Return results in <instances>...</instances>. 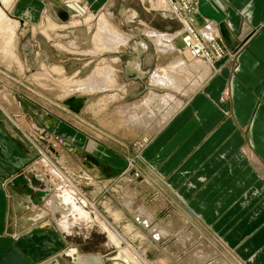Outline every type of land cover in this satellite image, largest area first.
<instances>
[{
  "label": "crops",
  "instance_id": "obj_1",
  "mask_svg": "<svg viewBox=\"0 0 264 264\" xmlns=\"http://www.w3.org/2000/svg\"><path fill=\"white\" fill-rule=\"evenodd\" d=\"M112 1L80 3L102 12ZM214 1L226 15L221 24L214 22L226 53L143 146L139 158L152 185L173 194L183 212L221 240L239 264H264V0ZM34 3L18 0L22 25L35 13L29 11ZM47 7L62 24L54 9H62V1L48 0ZM138 15L129 6L120 14L127 24ZM209 22L194 17L193 32ZM131 43L132 38L128 47L137 50L139 44ZM123 71L128 78L144 75L137 60ZM16 129L0 108V264H103V252L86 247L94 236L86 227L87 207L75 210L78 215L68 213L71 204L65 205L61 195L67 199L71 188L56 182L54 170L46 179L32 166L37 155ZM101 231L95 233L103 239Z\"/></svg>",
  "mask_w": 264,
  "mask_h": 264
},
{
  "label": "rangeland",
  "instance_id": "obj_2",
  "mask_svg": "<svg viewBox=\"0 0 264 264\" xmlns=\"http://www.w3.org/2000/svg\"><path fill=\"white\" fill-rule=\"evenodd\" d=\"M61 1L62 9L77 19L72 24L64 26L62 22L60 24L52 18L60 25L55 29L56 32L50 30L51 33L47 34L49 32L47 22L43 25L40 23L43 15H50L48 0H35L29 10L35 13L32 14L31 19H23L27 24L20 23L16 45L14 43L19 58L11 57L4 50L7 38L3 33L0 35V102L7 99V95H11L9 118L24 140L31 143L29 151L33 149L30 152L37 155L38 159L32 163V166L39 168L46 179L52 176L49 171L54 167L63 175L60 176L54 171L56 182L67 183L71 188V191H67V199L61 195V199L67 201L65 205L71 204L68 213L78 215L75 210L80 213L84 210L82 205L87 207V212L83 213L88 222L86 227L93 230L94 236L87 240L86 247L98 248L103 252V264H142L129 247L135 249L147 264H179L180 262V264L186 262V264H239L221 240L183 212L173 194L160 189L158 185H152L150 175L145 172V167L140 161L143 146L170 118L163 121L164 114L174 102L165 106L162 111L156 110L154 115L150 114L148 127L145 129L128 123L125 116H121L118 110L116 111L118 106L126 107L142 100L151 90L160 95L173 94L174 99L184 102L199 87L201 76L205 75L202 80L204 81L210 74L207 73L206 67L209 63L214 65L216 60L213 55L215 49L212 47L221 46L218 34L207 42L200 36L190 38L189 46H186L187 37L184 39L179 37L172 42L180 53L178 51L170 55L158 53L156 45L147 38L145 31L154 29L161 33L173 34L183 30L181 22L175 16L170 20L163 19L162 13L156 11L149 3L156 0H148L143 4L140 0H113L102 12L104 15H111L110 22L116 28L132 35L131 44L135 46L139 44L137 50L132 45L118 54H113L120 59V63L115 67L119 73V82L128 85V91L116 104L86 111L94 100L100 99V96L90 97L88 100L90 103L83 108L80 118H76L64 105L67 99L63 102L59 99L63 93L59 82L77 73L79 77H85L96 66L98 59L80 57L61 48L64 45L73 52L92 50L93 38L97 31V17L101 12L90 10L79 2L76 6L82 12L80 13L69 4L71 0ZM126 6L132 7L139 13L134 24L122 22L120 14ZM194 14L187 15L193 18L198 16ZM12 15L15 19H19L23 13L22 11L18 13L15 8ZM205 26L196 30L199 31ZM188 27L192 31L194 25ZM213 39L214 41H209ZM142 42L145 43V47L142 46ZM32 43L35 45L40 43V47L32 48ZM199 45H202L204 51L201 56L196 53ZM223 52L225 55L226 51ZM194 54L197 56H193ZM109 56L104 54L100 59ZM179 56L189 65L200 64L201 69H198L200 71L194 68L188 71L179 70L177 80L180 81L178 82L180 92L177 88L152 87L151 75L156 70L166 72L170 63ZM130 60H137L141 64L143 77H127L123 70ZM88 61L89 64H85ZM56 67L57 72L50 73ZM186 90L190 93L184 96L182 93ZM88 145L89 148L93 147V150L87 148ZM58 148L65 151L66 159L60 154L57 155ZM75 189L78 192H75ZM128 200L132 203L123 204ZM166 200L167 202H164ZM91 207L105 218L115 232L90 210ZM140 213L143 214L141 217H148L151 220L150 228H145L139 223L142 221H138L136 215ZM85 217H82L84 220L81 222L82 225L85 224ZM155 226L162 229L165 227L174 235L181 233L189 235L191 230L194 233V238L189 242L191 247L195 249L200 247L202 252L214 254V257L198 261L192 257L193 255L188 256L190 247L170 254L168 248L163 246V241H155L150 237L151 230ZM95 230H102L103 239L99 233L96 235ZM90 263L94 262L89 261Z\"/></svg>",
  "mask_w": 264,
  "mask_h": 264
},
{
  "label": "bare ground",
  "instance_id": "obj_3",
  "mask_svg": "<svg viewBox=\"0 0 264 264\" xmlns=\"http://www.w3.org/2000/svg\"><path fill=\"white\" fill-rule=\"evenodd\" d=\"M140 1L143 4V3H146V1H148V0H140ZM17 2H18V0H0V35H2V33H3V35L5 34L4 36H5V38H7V41L5 42V45H4L5 49L4 50L11 57H14V58H16V57L19 58L17 53L15 52L14 43L16 45V39H17V35L19 32L20 22L17 18L15 19L12 15V13L16 7ZM79 2H80V0H71V3H69V4H71V6L73 8L79 10V7L76 6V4H78ZM149 3L152 5L153 8H155L156 11L164 13V15L166 17L173 18V16H174L173 14H175V12H174V9H173L169 0H165V1L164 0H156V2L150 1ZM79 12H80V10H79ZM197 14H198V9H197ZM50 16L51 15L45 14L43 16V19L41 20V23H40L43 25L47 22V25L49 27V29H48L49 32L47 34H50L51 31L56 32L55 29L57 27H59V25H60V24L54 22L52 17H50ZM90 17L93 18L92 15H90ZM70 18H71V21L69 23H64L61 21L64 24V26L72 24L73 21H75L77 19V17H75L71 14H70ZM131 19H133V17H131ZM178 20L181 22V24H182L181 28H183V30L177 31L176 33L163 34V33H157L154 30H150V29L145 31L146 36L149 39H151L153 41V43L156 45L158 53H164V54L170 55V54H176L177 51L179 52V50L175 48V46L172 42L173 40H176L179 37L182 39L187 37L186 38V46H189V40H191L192 38H196V35H197V38H198V36H200L202 39H204L205 42H207L208 39H212V36H214L215 34H218V36H219V28L217 27V25L214 22L207 23L206 26L203 29L199 30L197 32V34L195 35L193 30L191 31V29L188 27L189 25H194L193 22L191 23V21H193V16L189 17L187 15L186 18H181ZM71 34H72V32H71ZM131 38H132V35L126 34V33L122 32L121 30H119L118 28H116L110 22L109 17L107 15H104L103 12H101L97 17V31H96L94 38H93V49L92 50L85 51V52L81 53V52H73L72 50L68 49L66 46L64 47V45L61 48L64 51H67V52L72 53V54H76L78 56H80V54L81 55H84V54L85 55H92L93 57H96L95 59H98V63L91 70V72L89 74H87L85 77H79L77 75L78 74L77 73L74 76H72L71 78L66 77L65 79L60 81L59 83L62 85L63 93L61 94V97L59 99H61V101L63 102L66 99H69L72 97L84 98L87 96L89 98L90 97L93 98L94 96H100V99H98L97 101L94 100L86 108V111H89V110L92 111L95 108H101V107L107 108L113 104H116L117 102H120L122 100L123 96L126 94L127 85H124L122 82H119V79H118L119 74H118V71L115 69L116 64L119 62V59L115 58L116 56L112 57L111 55L120 53L122 50L126 49L128 47V44H129V41ZM201 46L199 45L196 48V51H197L196 53L199 56H201V54H202ZM104 54H109L110 56L108 58L100 59V56H102ZM193 56H197V55L194 54ZM47 59H48V56H47ZM199 59H201V58H199ZM45 62H46V60H45ZM51 63H53V62H51ZM199 65L200 64L189 65L185 61V59H183L181 56H179L176 60H174L173 62L170 63V65L167 67L166 72H161L159 70L158 71L156 70V73L151 77V84L154 86H157V87L163 86L164 88H170V89H172V88L176 89L177 88L178 89V87H179L178 82H180V81L177 80L179 78V77L177 78V73L180 72L179 70L188 71L189 69L191 70V68L198 70V69H201V66H199ZM212 68H213V64L209 63L206 67L207 73L209 71H211ZM198 71H200V70H198ZM56 72H57V67H56V69H53L50 73L53 74ZM204 76L203 75L201 76L202 77L201 82H200V84L198 83L199 87L202 86L201 83H203L202 80L204 79ZM179 90L180 89H178V91ZM191 90H193V87ZM187 93H190V92H188L186 90L182 94H184V96H186ZM166 94L167 95L148 93L142 100L137 101L133 104H130L129 106H126V107L118 106V107H116V108H118V109H116V111L118 110V112H119L118 114H120L121 116H123V117L125 116V119L128 123L134 124L138 128L145 129L148 127V122H149L148 116L150 114L156 113V110L162 111V109L165 108V106L174 102L173 106L169 110H167V113H165L163 116V121H166L173 114V112H175L177 109H179V107L184 103L180 99H177V100L174 99L175 96L173 94H168V93H166ZM10 103H12L11 95H7V99L3 100V102H0V108L9 117L11 116L10 115L11 109L9 106ZM89 103H87V104H89ZM74 116H76V118H80L79 115L74 114ZM139 145H141V144H139ZM89 149L93 150V147H90ZM58 150L59 151H58L57 155L59 156V154H60V156L62 155L61 157H64L66 159L65 151L63 149H60V148H58ZM69 159H71V158H69ZM127 202H131V200H128ZM147 213H148V211H147ZM136 216L138 218L140 217V221H143L142 217H141V216H143V214L140 213V215H136ZM143 219L146 220V223L148 225L151 224V220L148 217H143ZM189 231H190L189 235L186 233L185 234L181 233V235H178V234L174 235V234H171L172 232L170 233V231L166 230L165 227L162 229L159 226H155L151 230L150 237H153L152 239L155 241H163V246L168 248V251H170L169 252L170 254L171 253L173 254L174 252H178V250H182V249H186V248L190 247L191 251H189L188 256H189V254H191V255H193L192 257H194L198 261L214 257V254L202 252L203 250L200 249V247L196 248V249H195V247H191L189 242L192 241V239L194 238V233L191 230H189ZM148 236L149 235H147V237ZM167 248H165V249H167ZM209 250H210V248H209ZM183 258H185V257H183ZM181 260H183V259L181 258ZM186 260H187V258H186ZM172 261H173V259H172Z\"/></svg>",
  "mask_w": 264,
  "mask_h": 264
},
{
  "label": "water",
  "instance_id": "obj_4",
  "mask_svg": "<svg viewBox=\"0 0 264 264\" xmlns=\"http://www.w3.org/2000/svg\"><path fill=\"white\" fill-rule=\"evenodd\" d=\"M57 17L64 23L70 22V14L65 10L56 7L54 8ZM198 14L201 18L221 24L226 20V15L214 0H197ZM88 103V98L72 97L64 102L66 108L72 113L80 115L85 105Z\"/></svg>",
  "mask_w": 264,
  "mask_h": 264
},
{
  "label": "built area",
  "instance_id": "obj_5",
  "mask_svg": "<svg viewBox=\"0 0 264 264\" xmlns=\"http://www.w3.org/2000/svg\"><path fill=\"white\" fill-rule=\"evenodd\" d=\"M174 9L175 14H173L177 19L185 18L187 14H197V0H169ZM185 11V12H184ZM190 41V40H189ZM214 41V40H209ZM208 44V43H207ZM218 44V43H217ZM216 44V45H217ZM202 51L203 47L201 46ZM215 49V59L222 58L224 56V48L222 46L212 47ZM204 52V51H203Z\"/></svg>",
  "mask_w": 264,
  "mask_h": 264
},
{
  "label": "flooded vegetation",
  "instance_id": "obj_6",
  "mask_svg": "<svg viewBox=\"0 0 264 264\" xmlns=\"http://www.w3.org/2000/svg\"><path fill=\"white\" fill-rule=\"evenodd\" d=\"M45 161L48 163V164H50L51 165V163L50 162H48L46 159H45ZM52 166V165H51ZM53 170L56 172V173H58L60 176H62V174L60 173V172H58L54 167H53ZM76 192V191H75ZM129 205V203L130 202H123V204H125V205H127V204ZM130 207H131V204H130ZM143 207V206H142ZM95 215H97L99 218H100V220L101 221H103L104 223H106V225H108L109 223L105 220V218L102 216H100V214H97V210L96 209H94L93 207H91V209H90ZM133 211V210H132ZM140 220V217L138 218V221ZM142 222H139V223H142V225L145 227V228H150L151 227V224L150 225H148L147 223H146V220H144L143 219V217H142ZM108 227L112 230V231H114L112 228H111V226H109L108 225ZM115 232V231H114ZM116 234V236L117 237H119L120 238V240H122L121 239V237L117 234V233H115ZM129 249L131 250V252L134 254V256L141 262L142 261V264H147V262L145 261V259L142 257V256H140L138 253H137V251L135 250V249H133V248H131V247H129Z\"/></svg>",
  "mask_w": 264,
  "mask_h": 264
}]
</instances>
